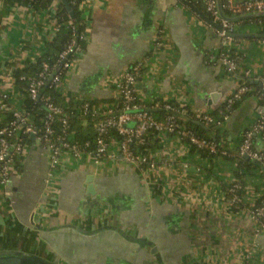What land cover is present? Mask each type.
<instances>
[{"label":"crops","instance_id":"crops-1","mask_svg":"<svg viewBox=\"0 0 264 264\" xmlns=\"http://www.w3.org/2000/svg\"><path fill=\"white\" fill-rule=\"evenodd\" d=\"M80 10L85 49L60 86L67 100H114L113 81L144 62L136 92L145 109L156 112L154 104L169 102L189 108L194 120L197 111L220 112L238 74L250 72L253 92L259 88L253 78L264 76L262 22L237 26L233 48L241 66L232 74L219 59L217 30L195 0H84ZM57 27L54 8L0 3V123L8 103L17 109L23 100L11 73L41 56ZM263 114L264 104L243 98L217 127L226 148L237 152ZM158 138L157 168L147 176L119 157L95 167L87 158L67 165L66 154L51 170L47 151L30 138L11 182L0 185V256L51 264H264V233L255 237L252 221L229 207L225 189L235 180V164L200 158L175 135ZM252 144L264 152V135L255 134ZM244 180L241 199L253 205L264 195V170Z\"/></svg>","mask_w":264,"mask_h":264},{"label":"built area","instance_id":"built-area-1","mask_svg":"<svg viewBox=\"0 0 264 264\" xmlns=\"http://www.w3.org/2000/svg\"><path fill=\"white\" fill-rule=\"evenodd\" d=\"M202 2L208 17L220 27V30L217 31L221 44L219 59L229 73L237 74L239 71L238 62H240V58L233 57L229 53V49L231 46L233 47L234 42L232 34H234L237 25L234 22L219 18L216 8V0H202ZM222 9L223 11L224 9L229 11L232 17L259 13L264 11V0H225V3L222 4ZM261 19L264 20V18ZM73 30L74 29L72 28V32ZM69 55H76V58L79 55V51L74 47L73 41H71L58 55L61 68L66 72L65 77L70 73L73 63L76 60L75 58L74 61H67ZM43 67L45 71L48 70L47 65L44 64ZM144 67V62L133 63L120 74L118 80L113 81L114 88L117 92L116 99L120 100V107L118 110H114L112 107L99 106L91 112L93 116L98 118L93 125L97 134L93 155H83L80 148L60 141V138L56 139L59 142L58 144H52L48 137H37L36 132L27 125V114L17 110H11V121L0 127V185L4 186L11 182L14 176L13 171L15 170L14 163L16 156L23 152L24 145L19 142L18 138H15L18 132H20L21 127H23V133L34 136L35 140L38 141L41 147L47 151L49 168L51 170L58 168L61 163H63L62 157L66 154L70 157L69 159L64 160L67 165L73 163L77 164L87 158L90 159L92 165L101 166L105 164V162L119 157L123 163L134 168L140 175L147 176L148 173L156 170V162L154 158L143 156L139 150L144 146L146 137L152 131L158 133V135H175L178 139L188 142L196 149L206 150L214 155L217 154L218 151L215 143L197 137L192 131L183 128L178 124V116H186L185 107L175 106L169 102H159L154 104V108L166 112V116L163 120H157L152 117L145 108L141 109V105L138 104L139 98L136 92V81L138 77H140ZM242 75L247 79L252 78L248 70L243 71ZM65 77L62 78L59 75L52 73L50 82L60 91V86ZM253 79L257 80L259 84V90L255 93V99L257 101H264V76H259ZM42 84L43 79L37 81L30 80L27 92L31 99H40L44 101L48 111L44 121V132L49 136L52 134L50 123L55 118L65 124V120L62 116L65 114V110L50 103L47 98L39 97L38 88ZM251 93H253L252 88L237 83L236 89L225 101L226 107L230 108L233 103L240 101L244 96ZM6 101L7 98L4 96L2 98V105L5 108ZM87 109L88 103L83 101V116L87 114ZM194 113H196L194 115V120L207 127L221 126L228 115H223L221 112L223 117L221 119H215L206 111H197ZM111 130L115 131L121 137L119 142H115L113 150H111L112 145L105 138ZM263 133L264 114L253 126L243 133L241 144L237 152H235L236 155L247 156L248 159L256 162L259 166L264 167V152L255 149L252 144V137L255 134L262 135ZM221 153L225 154L224 152ZM187 168L186 165L183 166V169ZM52 175V173H49L47 176L48 181L52 178ZM229 184L230 186L226 193L230 209L235 213L244 214L249 220H251L254 224V236L258 237L261 233H264V202L258 207H255L254 204H244L237 194V192L242 189L239 182L232 180Z\"/></svg>","mask_w":264,"mask_h":264},{"label":"trees","instance_id":"trees-1","mask_svg":"<svg viewBox=\"0 0 264 264\" xmlns=\"http://www.w3.org/2000/svg\"><path fill=\"white\" fill-rule=\"evenodd\" d=\"M84 0H0V3L6 7H19V8H28L34 11H51L54 8V20L57 24V31L54 38L46 43L45 50L41 56L37 57L31 63H26L20 69H16L11 73V79L14 84L19 86L22 89L23 100L21 105L15 109L10 103H8L9 110H4L1 114L2 122L0 123V127L8 124L11 121V109L17 110L27 114V125L30 126L35 132L37 137L44 138L48 137L50 143L58 144L59 142L56 140L60 138V141L66 142L69 145H75L82 151L83 155H93L95 149V141L97 134L93 128L94 123L98 120L96 116H93L91 112L99 107H112L114 110H118L120 107V100H89L86 101L88 103L87 114L85 116L82 115V102H73L71 100H67L64 95L61 94L57 88L51 84V76L52 73L59 75L60 77H65L66 72L62 70L61 63L59 62L58 55L65 49V47L71 42H74V47L79 51V54L85 49V40L84 34L86 31V23L82 17L80 7L83 4ZM225 3V0H222V4ZM68 4L70 11L73 13V18L70 17V13L66 7ZM195 6L200 9L205 15L208 14L205 11L204 4L202 0H195ZM224 13L232 17L231 13L224 9ZM250 22L253 24H259L262 22L264 24V20L261 18H253V19H244L241 21L234 22L237 26L240 23ZM236 26V28H237ZM264 26V25H263ZM72 28L74 29L72 32ZM235 41V39H234ZM234 43V42H233ZM229 53L233 57L241 58L240 54L234 50L231 46L229 49ZM76 55H69L67 57V61H74ZM47 65L48 70L45 71L43 65ZM238 66H241V62H238ZM239 77H236L237 83L239 85H245L249 88H253V82L250 79L243 77V75L238 74ZM43 79V84L38 88V94L41 98H47L48 101L56 106H59L65 110V114L62 115L65 124L61 121H58L55 118L50 123V128L52 130V134L47 136L44 132V121L47 115V109L43 100L37 99L33 100L30 98L27 88L30 80H41ZM138 80V79H137ZM259 88L243 98L254 99L257 104H264L263 100L257 101L255 99L256 92H258ZM242 98V99H243ZM241 99V100H242ZM237 101L233 103L230 108H227L224 104L219 113L211 114L215 119H221L223 115L228 114L232 110H235L239 103ZM141 105V109L145 108V104L139 100ZM175 105V104H174ZM177 106V105H175ZM188 118L184 116H178V124L193 132L199 138H203L210 142L216 144L217 154H210L206 150L196 149L193 145H190L192 153L197 154L200 158L214 160L215 158H220L223 161L234 163L235 169L233 170V177L239 184L242 189H240L237 194L241 198L243 194V189L245 186L244 176L247 173H251L260 168V166L250 160L243 159L241 156H237L236 153L228 150L226 148L225 142L221 139V134H218V129L216 126L208 127V132L205 131L200 122H196L192 118V113L187 109ZM223 115H222V113ZM150 115L157 120H163L166 116V112L163 110L157 109L156 112H149ZM199 123V124H197ZM22 128L20 132H18L15 138L19 139V142L26 146L31 142L30 135L23 133ZM220 128V126H218ZM214 132V133H213ZM218 132V133H217ZM208 133L211 136H208ZM264 135V133L262 134ZM158 133L150 132L149 135L145 139V144L139 150V152L143 156H147L148 158H153V153L156 149H158ZM106 140L110 144L119 142L121 137L113 130L108 132L106 135ZM253 141V137H252ZM186 142V141H185ZM224 152L225 154H222ZM17 157V156H16ZM230 184L226 186V192L229 188ZM264 202V195L259 199L254 206L258 207Z\"/></svg>","mask_w":264,"mask_h":264},{"label":"water","instance_id":"water-1","mask_svg":"<svg viewBox=\"0 0 264 264\" xmlns=\"http://www.w3.org/2000/svg\"><path fill=\"white\" fill-rule=\"evenodd\" d=\"M66 7L70 13V17L73 18V13L70 11V8L68 6V4H66ZM194 10L195 8L192 7ZM216 8H217V12H218V16L220 19H223V20H227V21H230V22H237V21H241V20H244V19H253V18H264V11L263 12H259V13H252V14H247V15H242V16H239V17H229L227 16L223 9H222V0H216ZM198 12V11H197ZM199 13V12H198ZM202 18L208 22L212 27H214L217 31L220 30V27L217 23L213 22L209 17H206L204 15H201ZM233 37H237L239 35L237 34H232ZM261 37H264V35H261ZM199 124V123H197ZM202 126V128L208 132V128L203 125V124H199ZM208 136H210V134L208 133ZM31 139H34V136H30ZM243 159H247L248 160V157L247 156H241ZM261 169L264 170V167L260 166ZM90 180V178L88 179ZM88 190L91 194L94 193V190H92V188H89L88 187ZM0 264H51V263H48L46 261H43L41 260L40 258H37V257H33V256H28V255H6V256H0Z\"/></svg>","mask_w":264,"mask_h":264},{"label":"flooded vegetation","instance_id":"flooded-vegetation-1","mask_svg":"<svg viewBox=\"0 0 264 264\" xmlns=\"http://www.w3.org/2000/svg\"><path fill=\"white\" fill-rule=\"evenodd\" d=\"M116 159H118V158H116ZM120 159V158H119ZM121 160V159H120ZM109 162H111V161H107V162H105V164H103V165H101V166H105L107 163H109ZM123 163V162H122ZM123 164H125V163H123ZM94 166V165H93ZM101 166H95V167H101ZM138 173V172H137ZM139 174V173H138ZM94 195V194H93ZM155 249H157V248H155ZM154 249V250H155Z\"/></svg>","mask_w":264,"mask_h":264}]
</instances>
